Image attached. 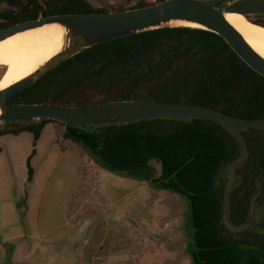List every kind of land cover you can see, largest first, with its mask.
<instances>
[{
    "label": "trees",
    "instance_id": "1",
    "mask_svg": "<svg viewBox=\"0 0 264 264\" xmlns=\"http://www.w3.org/2000/svg\"><path fill=\"white\" fill-rule=\"evenodd\" d=\"M2 1H6L10 8L0 12V29L39 16L111 11L106 7H96L88 0ZM150 4L153 2L138 0L135 4L114 10ZM262 17L264 15L258 16L255 22L264 25ZM123 99L193 103L245 119H259L264 118V76L249 67L215 32L186 27L160 28L92 46L16 93L9 103L84 105ZM50 122L60 123L44 119L26 126L14 125L0 135L31 132L34 145L32 156L44 126ZM60 124L67 130L92 138L98 145L105 136L121 131H148L163 136L179 129H194L213 136L225 147L227 155L215 168L207 189L218 203V213L210 222V227L223 246L240 248L264 260V218L258 224L262 232L232 231L222 221L227 178L222 177L221 172L239 156L240 147L235 137L221 124L203 118L188 121L156 118L98 127L95 131ZM243 135L249 147V156L236 169L239 180L231 194L230 221L233 225L246 222L251 199L260 184L263 191L257 203L264 205V130L249 128L243 130ZM65 136L79 141L69 134ZM31 156L27 160L28 184L32 183L35 174ZM153 174H148L146 178L150 179Z\"/></svg>",
    "mask_w": 264,
    "mask_h": 264
},
{
    "label": "rangeland",
    "instance_id": "2",
    "mask_svg": "<svg viewBox=\"0 0 264 264\" xmlns=\"http://www.w3.org/2000/svg\"><path fill=\"white\" fill-rule=\"evenodd\" d=\"M9 8L7 2L0 1V12ZM260 19L264 22V17ZM6 70L7 66L0 64V79ZM28 133L17 147L33 148ZM5 148L13 174L9 194L27 250L15 259V243L4 244L8 254L3 264H193L190 249L183 245L185 235L177 233V225L185 231L187 223L168 220L165 206L154 203V198L164 201L167 193L152 195L151 190L138 185L122 184L104 174L101 167H93L95 162L91 167L80 153L63 159L46 181L41 179L39 185L45 186L41 191L37 183L32 186L21 181L28 169L26 161L13 152L16 144L8 142ZM39 160L33 161L34 168ZM3 183L8 184L2 179L0 187ZM6 201L0 200V207ZM256 215L258 225L264 218V205L257 203ZM15 226L12 222V229Z\"/></svg>",
    "mask_w": 264,
    "mask_h": 264
},
{
    "label": "water",
    "instance_id": "3",
    "mask_svg": "<svg viewBox=\"0 0 264 264\" xmlns=\"http://www.w3.org/2000/svg\"><path fill=\"white\" fill-rule=\"evenodd\" d=\"M225 12H236L255 22L258 16L264 15V0H161L147 6L124 10L39 16L0 29V42L51 26L59 28L64 34V45L58 53L29 75L0 89V132H5L14 125L26 126L44 119H52L87 131L156 118L184 121L203 118L215 121L229 130L240 147L239 156L221 172V176L227 178L222 221L232 231L262 232L257 225L256 215L257 199L263 191L262 184L251 199L245 223L233 225L230 214L231 194L239 180L236 169L242 166L249 156L243 130H264V118L245 119L199 104L156 100L123 99L84 105H65L62 102L9 103L16 93L33 85L64 61L92 46L160 28L186 27L215 32L223 37L249 67L264 76V57L226 20Z\"/></svg>",
    "mask_w": 264,
    "mask_h": 264
},
{
    "label": "crops",
    "instance_id": "4",
    "mask_svg": "<svg viewBox=\"0 0 264 264\" xmlns=\"http://www.w3.org/2000/svg\"><path fill=\"white\" fill-rule=\"evenodd\" d=\"M88 1L96 7H125L135 4L138 0ZM26 132L28 133L23 131L19 134L0 135V185L2 179L8 182L0 187V200L7 199L0 207V264H3L2 259L8 254L4 244L11 241L15 243L12 246L15 259L27 250L23 243L25 234L18 220H15V202L9 194L13 174L7 165L5 148L8 142L13 141L16 144L14 154H19L20 160H25L27 166L34 145L31 149L27 145L25 148L17 147ZM66 134L77 137L79 141L66 137ZM32 139L33 134L29 140ZM35 149V154L31 156V165L36 159H40V162L38 167L34 168L31 185L37 183L39 190L42 191L45 186L39 185L38 182L41 179L46 181L60 161L73 155L76 158L80 153L86 163L91 162V167L95 162L97 165L93 167H101L104 174L112 175L122 184L138 185L139 188L151 190L152 195L167 193L164 201L154 198V203L165 206V213L169 214L168 220L184 223V226L187 223L185 231L181 225H177V233L185 235L182 236L183 245L190 249L191 263L264 264V260L259 256L247 254L240 248L223 246L210 227V222L218 213V203L207 189L215 168L227 155L225 147L213 136L194 129H179L163 136L148 131H121L105 136L98 145L82 133L67 130L60 123L50 122L44 126ZM79 161L81 162L80 157ZM150 173H154L153 176L146 178ZM21 177V181H26L28 175L25 180L24 176ZM12 222L16 223L14 229L11 227Z\"/></svg>",
    "mask_w": 264,
    "mask_h": 264
},
{
    "label": "bare ground",
    "instance_id": "5",
    "mask_svg": "<svg viewBox=\"0 0 264 264\" xmlns=\"http://www.w3.org/2000/svg\"><path fill=\"white\" fill-rule=\"evenodd\" d=\"M224 17L264 57V26L236 12H225ZM177 24L190 25L184 22ZM63 45V32L53 26L25 32L0 42V64L7 66L0 79V89L32 73L58 53Z\"/></svg>",
    "mask_w": 264,
    "mask_h": 264
},
{
    "label": "flooded vegetation",
    "instance_id": "6",
    "mask_svg": "<svg viewBox=\"0 0 264 264\" xmlns=\"http://www.w3.org/2000/svg\"><path fill=\"white\" fill-rule=\"evenodd\" d=\"M0 1H2V0H0ZM6 2V1H5Z\"/></svg>",
    "mask_w": 264,
    "mask_h": 264
}]
</instances>
